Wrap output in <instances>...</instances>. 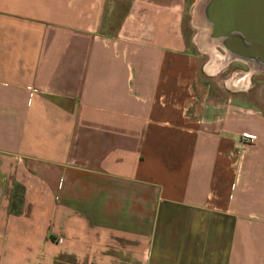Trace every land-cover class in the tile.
<instances>
[{
  "label": "crops",
  "instance_id": "crops-1",
  "mask_svg": "<svg viewBox=\"0 0 264 264\" xmlns=\"http://www.w3.org/2000/svg\"><path fill=\"white\" fill-rule=\"evenodd\" d=\"M109 2L0 0V264H264V113L208 97L187 0Z\"/></svg>",
  "mask_w": 264,
  "mask_h": 264
},
{
  "label": "rangeland",
  "instance_id": "rangeland-1",
  "mask_svg": "<svg viewBox=\"0 0 264 264\" xmlns=\"http://www.w3.org/2000/svg\"><path fill=\"white\" fill-rule=\"evenodd\" d=\"M206 0H187L184 14V31L189 49L200 59V81L208 92V97L214 101H220L227 97L237 99L256 106L264 113V66L253 65L242 58L224 60L229 54L219 40L211 37H202L204 30L211 32L210 25L204 20L202 5ZM128 2L127 0H111L108 3V14L112 22L108 21L105 32L112 33L120 22ZM205 21L206 25H204ZM209 32V33H210ZM206 33V32H205ZM217 40L213 45L220 52L219 62L223 66L217 72H210L208 65L212 55L208 50L210 41ZM226 57V56H225ZM218 62V61H217Z\"/></svg>",
  "mask_w": 264,
  "mask_h": 264
},
{
  "label": "water",
  "instance_id": "water-1",
  "mask_svg": "<svg viewBox=\"0 0 264 264\" xmlns=\"http://www.w3.org/2000/svg\"><path fill=\"white\" fill-rule=\"evenodd\" d=\"M210 37L235 58L264 66V0H206Z\"/></svg>",
  "mask_w": 264,
  "mask_h": 264
},
{
  "label": "bare ground",
  "instance_id": "bare-ground-1",
  "mask_svg": "<svg viewBox=\"0 0 264 264\" xmlns=\"http://www.w3.org/2000/svg\"><path fill=\"white\" fill-rule=\"evenodd\" d=\"M203 22H204L203 24L206 25L205 21H203ZM209 32H210V30H208V31H205L204 30V33H203V36L202 37H206L207 36L209 38L210 37V33ZM210 42H212V43L208 44V50L210 51V53L212 55V60H211L210 64L208 65V68L207 69H209L210 72H213L214 73V72H217V70L220 69L223 66V64H221V62H219V59H220V56H221L220 52L213 45V43H216L218 41L217 40H212ZM219 43L222 45L221 42H219ZM225 56H224V60L223 61L231 60V59H234L235 58L234 56H232L230 54H227ZM253 65L260 66L257 63H254Z\"/></svg>",
  "mask_w": 264,
  "mask_h": 264
},
{
  "label": "trees",
  "instance_id": "trees-1",
  "mask_svg": "<svg viewBox=\"0 0 264 264\" xmlns=\"http://www.w3.org/2000/svg\"><path fill=\"white\" fill-rule=\"evenodd\" d=\"M23 202H24V189L21 185H16L11 210L13 212L19 213L22 209Z\"/></svg>",
  "mask_w": 264,
  "mask_h": 264
},
{
  "label": "built area",
  "instance_id": "built-area-1",
  "mask_svg": "<svg viewBox=\"0 0 264 264\" xmlns=\"http://www.w3.org/2000/svg\"><path fill=\"white\" fill-rule=\"evenodd\" d=\"M257 139V135L253 133H243L241 135V140L243 143H253Z\"/></svg>",
  "mask_w": 264,
  "mask_h": 264
}]
</instances>
